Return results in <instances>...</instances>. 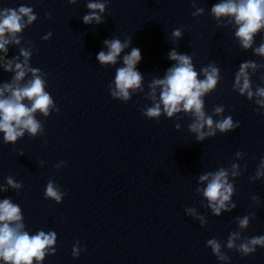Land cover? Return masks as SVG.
Masks as SVG:
<instances>
[{
    "label": "water",
    "instance_id": "water-1",
    "mask_svg": "<svg viewBox=\"0 0 264 264\" xmlns=\"http://www.w3.org/2000/svg\"><path fill=\"white\" fill-rule=\"evenodd\" d=\"M87 2L0 0V10L32 6L36 19L16 34L19 44L7 46L8 57L18 56L22 47L30 50V65L42 70L45 90L60 109L47 116L35 113L42 130L34 136L25 130L15 143H5L0 132V198L11 197L21 206L30 233H57L56 251L43 264H264L260 246L244 257L226 246L232 232L238 234L235 245L264 234V176L249 180L264 156V106L255 103L258 97L248 99L232 88L244 60L258 62L253 91L264 87V56L252 50L264 43V31L244 50L234 35L237 26L210 11L220 0H109L100 24L81 20L89 11ZM198 8L203 12L193 15ZM177 28L180 37L172 35ZM128 37L131 44L116 64L96 60L101 48L107 50L105 38ZM131 47L141 50L142 81L134 92L129 89L125 102L111 97L109 85L114 87L115 69L123 66ZM172 48L189 53L197 71L213 62L220 67L221 79L205 97V112L214 122L232 115L234 123L239 121L236 129L197 141L188 127L191 113L143 114L154 103L151 82L175 63L168 59ZM12 75L0 69V82ZM221 105L223 112L216 114ZM233 163L239 165L236 177ZM221 167L233 182L237 206L215 216L196 189L206 184L199 181L201 174ZM8 177L20 187L9 186ZM49 180L66 192L62 202L44 197ZM187 207L204 218L203 226L185 213ZM245 215L249 223L240 227L236 217ZM213 237L230 261L217 260L205 246ZM77 240L87 247L74 258Z\"/></svg>",
    "mask_w": 264,
    "mask_h": 264
},
{
    "label": "clouds",
    "instance_id": "clouds-1",
    "mask_svg": "<svg viewBox=\"0 0 264 264\" xmlns=\"http://www.w3.org/2000/svg\"><path fill=\"white\" fill-rule=\"evenodd\" d=\"M76 0H68L74 4ZM109 0H88L85 7L89 10L82 15L81 20L85 24H100L103 22V13ZM211 13L219 20L227 17L229 22L237 27L234 35L239 38V44L247 50L252 48L253 41L257 34L264 31V0H220L219 3L211 5ZM203 9H196V13H202ZM50 19L52 13L46 14ZM24 17H27L25 20ZM36 19L32 6L19 5L16 8L6 7L0 10V69L10 72L13 75L8 81L0 82V132L3 133L5 143H15L24 135L25 130L31 135H36L42 130V124L36 119L35 113L39 111L44 116L49 115L50 110L59 112L52 95L45 90L46 80L40 74L42 70L30 65V50L20 48L18 56L8 57V45L19 44L20 39L16 36L24 27ZM52 35L48 32V38ZM172 35L180 37L181 31L177 28ZM107 50L101 48L96 53V60L101 65L116 64L123 49L131 44V37L121 41L118 38L103 40ZM254 54L264 56V43L252 48ZM20 57H23L21 60ZM141 50L138 47H131V50L123 55V66L115 69L114 87L109 85L110 95L114 99L127 101L130 98L129 89L133 92L141 87L142 73L137 65L141 61ZM168 59L175 61L165 69L162 78L154 79L151 82V99L154 103L147 107L143 114L146 117L159 118L161 114L166 117H173L175 114L191 113L192 123L189 130L196 134L197 141H203L205 137L215 136L217 130L226 133L236 129L239 121L233 122L232 115H227L221 120L214 122L212 116L205 112V97L216 89L221 79L220 67L213 62L203 66L197 71L192 56L189 53L178 52L172 48L168 52ZM258 62L255 60L242 61L234 73L232 83L233 89H238L239 94L248 99L258 97L255 103L264 106V87L257 86L255 91L252 87L251 77L255 75ZM252 69V72H249ZM29 74H31L29 76ZM202 74L203 78H199ZM44 75H47L45 73ZM27 77V78H26ZM159 88V98L156 91ZM223 105L216 106L214 112L222 113ZM264 114V113H261ZM178 127V125H175ZM205 127L207 130H204ZM23 153H21L22 155ZM241 152L237 150L236 155ZM61 163L64 165V161ZM238 164H232L233 177L238 175L235 169ZM58 167V166H57ZM264 176V156L260 157L255 177L249 180ZM7 184L11 187H20L19 182H14L11 177L6 178ZM200 182H206L203 188L197 187L196 191H202L206 198L207 207L212 215L220 216L222 211L230 212L237 204L232 199L234 193L233 182L228 179L227 169L221 167L216 171L203 173L199 176ZM4 187L0 186V191ZM66 192L49 180L44 189V197L51 198L56 203L62 202ZM254 197L256 194H253ZM187 215L198 219L200 225L205 224L202 216H198L194 207L185 208ZM240 227H246L249 223L248 216L236 217ZM24 215L19 204L13 203L11 197L0 198V264H43L47 255L54 254L57 242V233L54 230L45 232L38 229L34 233L26 230ZM238 234L232 232L227 238V247H236L241 256H248L257 250L256 246L264 248V234L254 235L239 245L234 244V237ZM205 246H210L212 253L217 260L230 261V257L220 253V243L213 237L206 240ZM86 245H81L77 240L72 246V256L78 258Z\"/></svg>",
    "mask_w": 264,
    "mask_h": 264
}]
</instances>
